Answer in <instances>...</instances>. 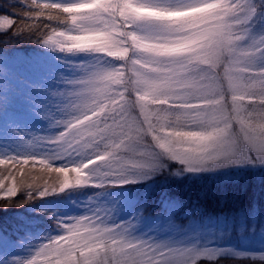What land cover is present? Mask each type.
<instances>
[{
    "label": "snow or ice",
    "instance_id": "snow-or-ice-1",
    "mask_svg": "<svg viewBox=\"0 0 264 264\" xmlns=\"http://www.w3.org/2000/svg\"><path fill=\"white\" fill-rule=\"evenodd\" d=\"M244 2L7 6L0 31L19 27L0 47V209L39 207H31L36 216L18 218L14 241L0 228V264H181L186 257L195 264H264V251L219 246L224 219L166 190L174 176L264 169V20L239 53L243 64L205 63L213 22ZM13 40L38 45L33 63L41 74L25 82V99L43 127L4 118L16 93L6 70L21 60L7 50ZM172 114L183 123L162 129L170 139H161L153 123ZM137 185L146 194L159 189L158 210L109 195ZM83 190L95 194L78 203L72 196ZM181 211L190 218L185 228L175 221ZM258 221L253 231L264 239ZM6 246L20 251L5 254Z\"/></svg>",
    "mask_w": 264,
    "mask_h": 264
},
{
    "label": "trees",
    "instance_id": "trees-1",
    "mask_svg": "<svg viewBox=\"0 0 264 264\" xmlns=\"http://www.w3.org/2000/svg\"><path fill=\"white\" fill-rule=\"evenodd\" d=\"M10 3H18V0H0V15L10 14L7 7ZM17 27H19V24L0 31V47H5L2 42L5 37L15 32ZM6 47L8 52H13L14 55H31L37 54L38 45L13 40ZM126 189H131L134 200L146 202L152 211L158 210L161 195L158 188H154L148 194L145 193L144 185L132 186ZM119 190L121 189L113 190L109 194ZM166 190L170 196L180 197L189 204H198L211 217L224 219L223 228L230 225L234 227V229H231L229 237L247 234L250 229H253V218L258 217V223H264V169L248 168L216 174H203L197 177L185 176L183 179L172 178L168 181ZM94 191L83 190L74 193L72 198L88 197ZM0 199H3V197L0 196ZM14 199H20L19 193ZM59 201L56 200V203H59ZM31 207L38 208L39 205L0 209V228L3 229L7 238L13 241L18 238L16 224L19 217L36 216V213L31 211ZM38 219L45 224L47 223L45 217H38ZM189 219V217L183 215L182 211L178 212L175 217L176 223L182 226L188 224ZM242 228L243 231H241ZM3 251L7 254L11 251V248L6 246ZM204 264H207V262H204ZM228 264H230V261Z\"/></svg>",
    "mask_w": 264,
    "mask_h": 264
},
{
    "label": "clouds",
    "instance_id": "clouds-1",
    "mask_svg": "<svg viewBox=\"0 0 264 264\" xmlns=\"http://www.w3.org/2000/svg\"><path fill=\"white\" fill-rule=\"evenodd\" d=\"M252 5H255V7H252ZM261 8H264V0H245L243 4H233L231 12L226 19L214 21L213 23L218 25L214 29L216 38L206 45L205 63L209 64L212 69L216 68L217 61L226 67H232L234 63L243 64L246 58L239 55V53L243 50L246 39L251 36V29L260 20H264V15H261ZM238 74L242 75L243 73L240 72ZM134 107L135 102L129 100L128 110L131 112L134 110ZM223 107L222 105L221 108ZM182 123V118L172 114L168 117L167 121H154L153 131L159 134L161 139H170V137L163 135L162 129L175 128ZM224 124L227 127L229 122L225 121ZM231 131L235 130L230 129ZM236 134L239 135V132L237 131ZM95 171L93 170V172ZM173 178L183 179L184 176H174ZM172 264H175V262H172ZM181 264H195V260L186 257L181 261Z\"/></svg>",
    "mask_w": 264,
    "mask_h": 264
},
{
    "label": "rangeland",
    "instance_id": "rangeland-1",
    "mask_svg": "<svg viewBox=\"0 0 264 264\" xmlns=\"http://www.w3.org/2000/svg\"><path fill=\"white\" fill-rule=\"evenodd\" d=\"M37 54L31 55H20L16 54L21 58L19 62L12 61L11 67L7 69V73L10 74V80L13 81L9 84V89L13 90L16 88V93L14 95L13 101L11 105L7 108L4 118L7 121L8 119H15L22 124H32L35 127H43V122L34 118L30 112V106L25 99V94L27 92V87L25 82H31L38 80L40 77V70L37 65L33 63V57ZM95 191L91 193L94 195ZM115 197H123L125 199H133L134 197L131 193V189H121L115 193L109 194ZM88 197H81L77 199L79 203L81 200H86ZM66 201H59L61 206L64 205ZM181 228H185L188 224L182 226ZM231 229H234L232 225L229 227L223 228V231L227 234L224 239L219 242V246L221 247H231L240 251L245 252H262L264 251V239L258 234V232H254L253 229L247 234H242V236H234L229 237ZM243 233V232H241ZM19 252L18 248H11L10 252ZM6 254V253H5Z\"/></svg>",
    "mask_w": 264,
    "mask_h": 264
}]
</instances>
